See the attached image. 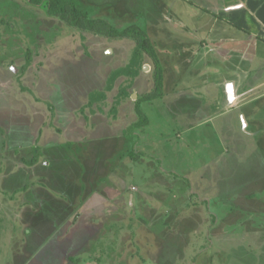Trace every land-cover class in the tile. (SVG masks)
<instances>
[{
	"label": "rangeland",
	"instance_id": "1",
	"mask_svg": "<svg viewBox=\"0 0 264 264\" xmlns=\"http://www.w3.org/2000/svg\"><path fill=\"white\" fill-rule=\"evenodd\" d=\"M72 1L147 32L163 93L136 38L0 0V264H264L248 0ZM138 102L149 122L132 128Z\"/></svg>",
	"mask_w": 264,
	"mask_h": 264
},
{
	"label": "trees",
	"instance_id": "2",
	"mask_svg": "<svg viewBox=\"0 0 264 264\" xmlns=\"http://www.w3.org/2000/svg\"><path fill=\"white\" fill-rule=\"evenodd\" d=\"M34 5L42 6L49 15H60L68 20L69 24L74 27H83L87 30H101L110 37H134L138 40L139 45L154 60L156 70V89L155 97L162 95L164 83V67L161 62L156 47L150 39L147 32L137 24H131L126 28L120 29L109 23L103 18H92L79 8L72 0H30ZM137 111L140 115L138 122L132 125V128L142 127L148 124V117L137 104Z\"/></svg>",
	"mask_w": 264,
	"mask_h": 264
},
{
	"label": "crops",
	"instance_id": "3",
	"mask_svg": "<svg viewBox=\"0 0 264 264\" xmlns=\"http://www.w3.org/2000/svg\"><path fill=\"white\" fill-rule=\"evenodd\" d=\"M245 2H246V6H245ZM245 2L242 3L243 8L240 9V10H237L238 11V13H237V21H238L239 24H242L243 26H245L244 15H243L242 12L244 11V9L248 5L247 8L250 9V12L253 14V18H254L253 19V24H252L253 25V31L252 32L257 37V39H256L255 44H254V50L251 52L250 64H249L250 66L247 65L246 67H244L245 65H243V66H240L239 68L240 69H245L246 68L247 71H249V73L252 76V78H251L252 82L255 81L254 84H257L261 80L264 82V39H263L264 38V0H248V1H245ZM238 6H240V5H238ZM241 33L242 34H240V35L242 37L240 38V40L244 41L246 33H243V32H241ZM250 36L251 35H248L247 37L249 38ZM260 37H261L262 40L259 39ZM238 40H239V38H238ZM195 45H196V48H200L201 50L204 48V47L198 46V41L195 42ZM239 68L237 70H239ZM225 69H227V66L225 67ZM225 69L221 68L218 73H214V74L227 75L225 73ZM206 71H207V75H205L206 79L205 80H201V82L206 81L207 77L211 76L209 70H206ZM196 83L197 84H201L200 82H196ZM226 88H227L226 89V93L228 94V99H229V101L232 102V100H235L237 95H239L238 91L236 90V84L233 83V81H232V83H228ZM254 109L255 108L251 109V111L253 112ZM242 111H243V113L240 116L243 119L244 126L245 127H251L252 121L249 120L250 111L245 106L243 107ZM253 123H252V125H253ZM229 126H227V127L229 128ZM228 131H230V129Z\"/></svg>",
	"mask_w": 264,
	"mask_h": 264
}]
</instances>
